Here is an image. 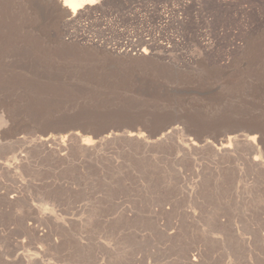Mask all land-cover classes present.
<instances>
[{"label":"rangeland","instance_id":"obj_1","mask_svg":"<svg viewBox=\"0 0 264 264\" xmlns=\"http://www.w3.org/2000/svg\"><path fill=\"white\" fill-rule=\"evenodd\" d=\"M80 3L56 31L64 0H0V103L11 115L0 116V264H264V135L211 145L182 127L158 138L38 131L58 121L41 103L48 85L144 60L94 48L253 91L240 111L264 128V0ZM232 115L203 109L192 123L251 124Z\"/></svg>","mask_w":264,"mask_h":264},{"label":"water","instance_id":"obj_2","mask_svg":"<svg viewBox=\"0 0 264 264\" xmlns=\"http://www.w3.org/2000/svg\"><path fill=\"white\" fill-rule=\"evenodd\" d=\"M253 91L229 83L192 84L173 70H165L157 60L144 59L123 69L109 68L57 80L41 94V103L55 111L57 119L45 128L46 134L80 130L95 138L112 129H140L158 138L177 127L206 137L247 131L264 135L261 117L254 111H240L256 102ZM234 112L231 119L248 121L223 130L216 123H192L198 110Z\"/></svg>","mask_w":264,"mask_h":264},{"label":"bare ground","instance_id":"obj_3","mask_svg":"<svg viewBox=\"0 0 264 264\" xmlns=\"http://www.w3.org/2000/svg\"><path fill=\"white\" fill-rule=\"evenodd\" d=\"M44 2H48V4H49V6H53V4H54V1L55 0H43ZM85 2V1H84ZM87 2V1H86ZM83 3V2H82ZM91 3V2H90ZM58 4H59V2H58ZM81 3H80V0H64V4H63V8L62 9H59V8H57L56 10H54L55 11V20H53V22H54V29L57 31V30H59V24H58V20L60 19V17L62 16V14L63 13H65V12H70V10H75V9H78V8H81L82 6L80 5ZM85 4V3H84ZM86 5V4H85ZM59 6V5H58ZM44 7V6H43ZM47 7V6H46ZM65 7V8H64ZM39 8V7H38ZM47 10V9H46ZM51 13V12H50ZM53 13V12H52ZM51 13V14H52ZM45 14V13H44ZM179 28V27H178ZM58 35V34H57ZM144 39V38H143ZM56 40H58L57 41V43L59 42V39H58V36H57V39ZM149 41V40H148ZM152 41V40H151ZM157 41V40H156ZM138 42V41H137ZM138 45H140V44H138ZM154 45V44H153ZM152 45V46H153ZM134 46V45H133ZM150 47V46H149ZM158 48V47H157ZM131 49V48H130ZM82 50H88V49H86V48H82ZM160 50V49H159ZM92 51V50H91ZM127 51H128V49H127ZM138 51V50H137ZM140 51V50H139ZM138 51V52H139ZM141 51H143V53L145 52V50L144 49H142ZM94 52L95 53H97V54H101V55H105L106 57H109V58H122L124 61H126V62H131V61H134V60H138V59H140V58H143V59H147V57H146V55H144V54H142L140 57H117L116 55H114L113 53H108V52H106V51H104V50H101V49H95L94 48ZM129 53V52H128ZM137 53V52H136ZM127 54V53H126ZM131 54L129 53V55H127V56H130ZM152 59V58H151ZM112 60V59H111ZM163 64V63H162ZM170 69L171 70H174L172 67H170ZM175 71V70H174ZM0 74H1V71H0ZM8 74V73H7ZM1 75H3V74H1ZM19 75V74H18ZM76 75V74H75ZM74 75V76H75ZM4 76V75H3ZM65 76V75H64ZM72 76H73V74H72ZM7 77V76H6ZM68 77V76H67ZM10 78V77H9ZM5 79V78H4ZM8 79V78H7ZM3 82V81H2ZM5 83H7V85L9 84L8 82H5ZM11 83V82H10ZM1 84V83H0ZM13 84V83H12ZM3 85V84H2ZM11 86V85H10ZM13 88V87H12ZM11 96V95H10ZM0 116L1 117H5V116H7V117H9V118H11V115H10V112L7 110V108H6V106L3 104V103H0ZM238 125V124H237ZM233 127V126H232ZM230 128V127H229ZM114 130V129H113ZM116 131H121V129H115ZM223 130V129H222ZM25 131V129H23V128H21V129H18L17 131H16V133L15 134H20V133H22V132H24ZM38 131L40 132V133H42V134H46V132L43 130V129H38ZM175 132H176V130H175ZM230 133H235V132H230ZM133 134H135L134 132H131L130 134H129V136H132ZM8 135V132H7V130L2 126V127H0V136L1 137H6ZM84 135V134H83ZM85 135H87V134H85ZM120 135V134H119ZM122 135H125L124 133H122ZM42 136V135H41ZM116 136V135H115ZM127 136V135H126ZM248 136V134H232V135H228V137H230V138H232V139H234V141L235 140H241V138H244V137H247ZM89 137H91L90 135H89ZM105 137V134L104 135H102V136H100L98 139H100V138H104ZM117 137V136H116ZM92 138V137H91ZM95 138V137H94ZM130 138V137H129ZM210 138H212V139H214V140H210L209 141V144H219V143H222L224 140H219V138L220 137H210ZM95 139H97V138H95ZM108 139V138H107ZM192 139H194L196 142H202L203 140H204V138L202 137V136H200V135H194V138H192ZM260 139V142H263V140H262V138H259ZM43 141H42V139H41V143H42ZM190 143V142H189ZM46 145V144H45ZM44 145V146H45ZM221 145V144H220ZM252 145V144H251ZM61 149H62V147H61ZM228 150H229V148H227ZM221 150V149H220ZM227 150V151H228ZM218 151V150H217ZM220 152H222V151H220ZM224 152V151H223ZM229 152V151H228Z\"/></svg>","mask_w":264,"mask_h":264}]
</instances>
